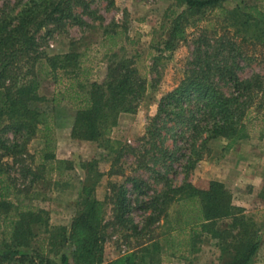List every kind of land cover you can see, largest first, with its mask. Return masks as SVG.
Returning <instances> with one entry per match:
<instances>
[{"label":"trees","instance_id":"1","mask_svg":"<svg viewBox=\"0 0 264 264\" xmlns=\"http://www.w3.org/2000/svg\"><path fill=\"white\" fill-rule=\"evenodd\" d=\"M176 1L183 9L173 18L165 49L174 50L179 41L187 39L188 26L198 24L205 15L215 14L223 15L221 30L227 31L225 23L231 20L235 33L231 38L226 32L218 34L214 28V43L203 33L198 50L206 46L204 56L208 59L209 48H213L212 54L227 50L230 57L214 67L205 60L201 71H189L177 87L160 99L144 138L154 144L152 158L164 164V171L158 170L156 174L163 183L161 190L148 195L147 201H140L128 196L125 184L112 183V196L108 199H114L119 225L127 227L126 218L133 208L149 210L142 225L130 219L132 233L127 238L136 236L138 244L127 255L105 262L106 201L97 199L93 185L86 184L81 197L83 208L74 218L70 235L84 262H72L64 254L62 264H162L163 254L167 252L186 258L195 254L206 236L214 239L221 251L233 254L231 264H250L259 249V223L246 214L245 207L234 203L233 190L218 180L190 181L188 174L210 152L212 139L225 138L230 148L251 139L254 128L256 137H264V74L246 79L237 75V60L251 58L242 50L243 41L250 42L254 48L260 47L264 60V0L233 9L224 6L225 0ZM77 3L78 0H26L13 18L0 19V122H5L4 130L21 138L17 142L0 137V150L6 156L20 157L22 163L27 160L25 156L32 160L22 167V173L30 178L29 185L22 187L7 172L10 163L0 159V219L5 227L0 247L2 245L3 249H9L11 243L26 242L32 234V225L42 220L41 211L32 209L31 186L41 179H65L75 169L72 160L56 155L54 115L51 109H42L38 104L51 101L55 106L59 98L71 100L76 109L71 137L98 141L113 151L115 155L108 174L123 176V167L118 166L122 148H117L119 143L110 135L120 114L136 112L147 91V79L133 65L132 59L122 56L111 61L106 75L98 80L92 78L93 69L84 61L82 53L47 55L45 67L56 81L61 76L67 79L65 87L51 99L41 94L40 80L32 74L39 59L35 51L38 34L48 25H54L52 29L56 30L67 22L83 24L75 10ZM124 35L123 30L106 32L101 46L113 51L128 40H123ZM211 72L212 77L218 76L231 85L228 92L217 87ZM163 130L169 132L171 139L167 148L153 142L162 136ZM35 137L44 141L38 162L36 153L30 155L27 150L29 141ZM176 162L184 173L181 182L166 175L177 173ZM141 166H145L144 161ZM129 180L133 182L132 191L146 184L136 177ZM223 221L228 222L226 226H219ZM61 236L66 243L68 236L64 232ZM9 255V251L0 250V264H8Z\"/></svg>","mask_w":264,"mask_h":264},{"label":"rangeland","instance_id":"2","mask_svg":"<svg viewBox=\"0 0 264 264\" xmlns=\"http://www.w3.org/2000/svg\"><path fill=\"white\" fill-rule=\"evenodd\" d=\"M26 0H0V19L13 18ZM81 3H80V2ZM84 1V3H83ZM255 0H225L224 6L233 9L244 3L251 4ZM263 3H260L262 5ZM183 9L176 0H78L75 6L83 24L67 22L59 29H52L48 25L38 34V45L35 48L39 59L36 61L32 74L40 80V92L51 99L66 85V77L56 81L54 75L45 67V56L57 53L77 51L82 53L84 61L93 69V79L101 80L107 73L111 61L127 56L132 59L133 65L147 79V91L139 102L134 113H122L110 137L119 143L122 148L118 166L123 167V176H109L113 151L105 148L98 141L77 140L71 137V129L75 118V107L68 98H59L55 106L50 102L38 104L42 109H51L55 121V135L57 139L56 155L70 159L75 169L65 179L56 177L41 179L35 182L30 191L33 211H41L42 220L32 225V234L24 243H11L8 264H62V256L68 255L72 262L83 263V259L76 250V245L70 240L72 224L75 216L83 208L81 204L82 190L86 184L93 185V192L97 199L106 201L104 260L109 262L127 255L138 243L136 236L127 238L132 233L130 219L142 225L149 214V210L133 208L123 227L119 225L114 211L112 183L125 184L128 196L132 199L148 200V195L154 194L162 188V180L156 176L157 171H164L163 163L152 158L151 140L144 138L147 125L158 110L160 99L169 91L177 87L189 71L199 72L203 69L202 63L209 60L212 67L229 59L227 50L213 52L209 48V59L204 56L206 46H199V39L203 33L209 35L210 43L216 37L214 28L231 37L235 33L229 20L225 26L227 31L221 30L220 24L223 15H205L203 20L194 26L187 27V39L179 41L172 51L165 49V43L173 28V18ZM12 16V17H11ZM48 29H52L48 32ZM116 30L125 31L123 40L127 41L117 46L113 51L102 47L106 32ZM246 34V33H245ZM249 36V34H246ZM232 38V37H231ZM240 38H238V41ZM121 41V38L119 39ZM197 50V51H196ZM242 50L251 55V60H237L239 68L237 75L250 78L255 74H264L263 53L260 47L254 48L250 42H242ZM202 55V57H201ZM27 67L24 68V71ZM211 71V69H210ZM212 72L210 76L212 77ZM217 87L228 92L231 85L218 78L212 77ZM5 122H0V137L10 141L20 142L9 130H4ZM257 128V127H256ZM252 138L244 139L232 147L227 148L225 138L212 139L209 143L210 152L198 163L195 169L188 174L190 181L199 179L218 180L233 190V201L236 205L246 208V214L258 221L260 227V246L250 264H264V137H256V129L252 130ZM164 139V142L162 141ZM162 141V143H161ZM154 143L161 147L171 145L169 132L163 130L162 136L155 138ZM186 144L185 142H183ZM156 145V146H158ZM44 148V141L35 137L27 146L30 155L39 154ZM3 155V156H2ZM26 162L18 158L4 155L0 150V159L10 163L6 167L15 182L24 187L29 185V177L22 173V167L32 160L25 156ZM162 160V159H161ZM144 161L145 166L139 167ZM36 162V163H37ZM35 164V163H34ZM33 164V165H34ZM177 173H166L173 181L184 180V173L178 162L174 163ZM167 170V169H166ZM133 177L146 182L142 189H133ZM228 222L223 221L219 226L224 227ZM5 227L0 219V238ZM62 232L68 236L63 243ZM159 232V230H157ZM200 250L195 254L184 257L181 254H163L162 264H231L233 254L223 252L216 245V241L209 236L200 244ZM186 255V254H185Z\"/></svg>","mask_w":264,"mask_h":264},{"label":"crops","instance_id":"3","mask_svg":"<svg viewBox=\"0 0 264 264\" xmlns=\"http://www.w3.org/2000/svg\"><path fill=\"white\" fill-rule=\"evenodd\" d=\"M227 186V185H226Z\"/></svg>","mask_w":264,"mask_h":264}]
</instances>
